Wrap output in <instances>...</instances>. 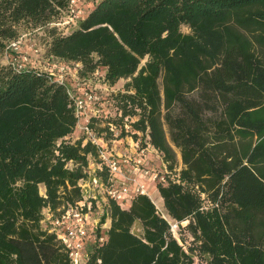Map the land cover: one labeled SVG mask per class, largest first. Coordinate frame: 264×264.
Returning <instances> with one entry per match:
<instances>
[{"label": "trees", "instance_id": "obj_1", "mask_svg": "<svg viewBox=\"0 0 264 264\" xmlns=\"http://www.w3.org/2000/svg\"><path fill=\"white\" fill-rule=\"evenodd\" d=\"M68 3L0 0V56L21 28L43 27L48 53L80 76L124 80L103 97L121 116L87 124L158 151L162 212L188 219L177 238L149 194L107 199L86 264H264V0H99L62 34L51 22ZM17 63L0 61V264H69L42 213L82 198L98 148L76 130L68 84ZM96 174L107 180L106 165Z\"/></svg>", "mask_w": 264, "mask_h": 264}, {"label": "built area", "instance_id": "obj_2", "mask_svg": "<svg viewBox=\"0 0 264 264\" xmlns=\"http://www.w3.org/2000/svg\"><path fill=\"white\" fill-rule=\"evenodd\" d=\"M76 2L77 0H69L67 8L62 11V13H68L70 20L73 22L82 14ZM54 24H57V22ZM21 38L18 37L10 41L8 49L16 51L20 45ZM21 58L17 63L18 67L30 61L27 55H21ZM81 66L79 62L72 63L70 66L62 64L45 71L54 77L58 83L71 84V87L67 85L66 90L72 100L75 115L78 118L76 130L80 131L84 136L83 142L90 141L98 148V158L100 159L99 162L89 160L86 169L87 174L78 182L82 198L63 205L60 209H57V212L47 207L42 213L41 222L47 224V231L54 233L57 240L65 248L68 253L69 264H86L88 253L83 257L84 246L87 242H102L104 240L103 235L98 236L95 233V228L99 222L95 215L99 192L103 193L106 200L112 199L123 206L137 194H148L146 184L140 177H147L150 181H155L157 178L163 180V174L146 166L145 157L147 152L155 151L157 157H160V153L154 148L150 146L141 148L139 141L133 140L130 136H125L122 139L113 138L107 141L103 134H99L96 130L89 127L87 122L90 118H94L95 122H98L96 123L97 125L103 126L105 120L121 116L120 110L117 113H111L105 106L107 102L103 100L105 94H109L118 88L115 89L114 85L109 84L105 80L104 73L99 75L98 69L87 77L80 76L79 70ZM66 74L70 75L71 80L65 78ZM91 76L100 77L99 84L93 83ZM81 117H83L82 120ZM128 119V116L124 117V127L126 129L129 128ZM108 124L115 136L117 134L115 126L112 123ZM77 138L78 136H73L72 140ZM126 138L130 139V142L127 143L129 148H126L129 152L115 150L114 147L122 144ZM91 164L93 169H89ZM120 164L128 166V171H126L128 173H124L119 169ZM103 165H106L108 171L107 180H102L96 174V171L101 170ZM120 178L124 179V182L118 183ZM202 197H204V194H202ZM160 212L163 217H167L162 211ZM166 219L170 223V229L174 236H176L179 224L184 227L188 222V219L180 222L171 220L168 217Z\"/></svg>", "mask_w": 264, "mask_h": 264}, {"label": "rangeland", "instance_id": "obj_3", "mask_svg": "<svg viewBox=\"0 0 264 264\" xmlns=\"http://www.w3.org/2000/svg\"><path fill=\"white\" fill-rule=\"evenodd\" d=\"M97 1H99V0H77L76 5L78 6L81 13H87ZM57 18L58 19H54V21L51 23L53 26L57 27V30L59 33L67 34L78 26V22H77L78 19L75 20L74 22L71 21L69 16H68V13H62L60 15V17H57ZM55 22H57V24H54ZM183 31H188V29L183 27ZM20 33H21L20 37H22V38H21L20 45H19L18 49L16 50V53H17L16 57L12 58L13 56L11 55V53H9L10 49H8V51L7 50L4 51L2 53V55L0 56V61L2 63H8L11 60H13L16 63L22 59L21 55H27L28 58L30 59V61L27 62L26 65H29L30 67H34V68L42 70V71H46L51 67H58L62 64L66 65L64 63V61H61L57 58H54L48 53L47 41L49 40V36H48L45 28L39 27V28L34 29V28H30L29 26H27V27L21 28ZM66 66H70V64L67 63ZM54 70H55V68H54ZM98 70H99V75L100 74L103 75L104 69L101 68ZM89 74L90 73H87L84 76L87 77ZM65 78L68 80H71V77L68 74H66ZM91 80L93 81V83H98L101 80V78L98 76H96V77L91 76ZM123 83H124V80L117 82L116 84H114V88L117 89L118 87H122ZM68 86L71 87V84L68 83ZM108 107H109V105H108ZM82 119H83V117H81V120ZM76 136L77 135H74V137H76ZM120 145L115 146L114 147L115 150H119L120 152L124 151L126 153L129 152L127 150L129 148L127 143L124 142L123 145H121V146ZM176 152H177L178 165L180 166V154L177 150H176ZM92 160L93 159H90V161H92ZM145 162L147 163L146 166L149 169H151L153 171H157L160 174H164L167 171L166 165H165V163H163V161L161 159V154H160V157H157L155 151L147 152V155L145 157ZM89 169H93L92 164L90 165ZM119 169L123 170L124 165L120 164ZM140 179L143 180L144 183L146 184L148 194L151 197V199L154 201V203L156 204L158 211L159 212L162 211L161 199L158 196V194H157V192L153 186V181L148 180L147 177H145V178L140 177ZM98 196H99V199L97 202V207L95 209V213H96L95 215H96V218L99 220L100 215H101L102 210H103V205L101 203L102 202L104 203L106 198H104V195L101 192H99ZM106 222H108V221L106 220ZM180 230H181L180 228L177 229V232H176L177 237H179V235L181 233ZM133 231L135 233L141 232V227H140V224L138 222H136L134 224ZM182 234L184 235V237L186 238L187 241L190 240V236H189V233H187V231L182 230ZM90 246H91L90 242H87V244L84 246L83 257H85L86 254L88 253V249H90ZM186 246H187V243L184 245V247H186ZM200 259L197 256H195L194 264H209L207 261V258L205 256L201 257Z\"/></svg>", "mask_w": 264, "mask_h": 264}, {"label": "crops", "instance_id": "obj_4", "mask_svg": "<svg viewBox=\"0 0 264 264\" xmlns=\"http://www.w3.org/2000/svg\"><path fill=\"white\" fill-rule=\"evenodd\" d=\"M127 139V140H126ZM126 139H124V142L125 143H128V142H130V139H128V138H126ZM124 142L121 144V145H123L124 144ZM120 145V146H121ZM124 165V164H123ZM121 171H123L124 173H128V172H126V171H128V166H126V165H124V169L123 170H121ZM122 182H124V179H119V181H118V183H122ZM108 221V220H107ZM109 226V221L108 222H105V224H104V227H108Z\"/></svg>", "mask_w": 264, "mask_h": 264}]
</instances>
